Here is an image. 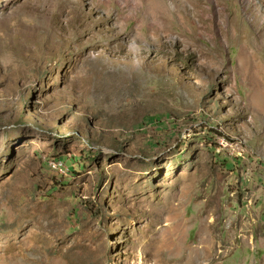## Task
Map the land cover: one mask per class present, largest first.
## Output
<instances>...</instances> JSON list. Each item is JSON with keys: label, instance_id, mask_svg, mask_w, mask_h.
<instances>
[{"label": "rangeland", "instance_id": "obj_1", "mask_svg": "<svg viewBox=\"0 0 264 264\" xmlns=\"http://www.w3.org/2000/svg\"><path fill=\"white\" fill-rule=\"evenodd\" d=\"M264 264V0H0V264Z\"/></svg>", "mask_w": 264, "mask_h": 264}, {"label": "bare ground", "instance_id": "obj_2", "mask_svg": "<svg viewBox=\"0 0 264 264\" xmlns=\"http://www.w3.org/2000/svg\"><path fill=\"white\" fill-rule=\"evenodd\" d=\"M190 264H192V263L190 262Z\"/></svg>", "mask_w": 264, "mask_h": 264}]
</instances>
